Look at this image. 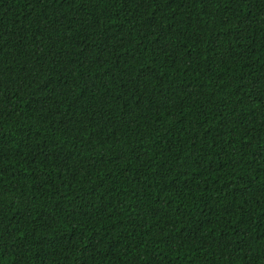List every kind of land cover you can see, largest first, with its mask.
<instances>
[{
  "label": "trees",
  "instance_id": "1",
  "mask_svg": "<svg viewBox=\"0 0 264 264\" xmlns=\"http://www.w3.org/2000/svg\"><path fill=\"white\" fill-rule=\"evenodd\" d=\"M0 264H264V0H0Z\"/></svg>",
  "mask_w": 264,
  "mask_h": 264
}]
</instances>
